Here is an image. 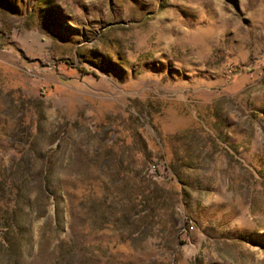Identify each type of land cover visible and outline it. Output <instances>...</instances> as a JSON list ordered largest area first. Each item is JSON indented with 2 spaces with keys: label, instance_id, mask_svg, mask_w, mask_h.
I'll return each mask as SVG.
<instances>
[{
  "label": "rangeland",
  "instance_id": "rangeland-1",
  "mask_svg": "<svg viewBox=\"0 0 264 264\" xmlns=\"http://www.w3.org/2000/svg\"><path fill=\"white\" fill-rule=\"evenodd\" d=\"M0 264H264V0H0Z\"/></svg>",
  "mask_w": 264,
  "mask_h": 264
}]
</instances>
